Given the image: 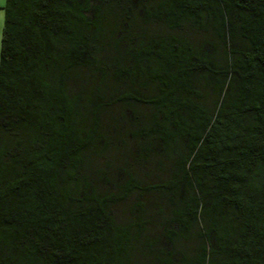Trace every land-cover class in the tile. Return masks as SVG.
Segmentation results:
<instances>
[{"label": "trees", "instance_id": "obj_1", "mask_svg": "<svg viewBox=\"0 0 264 264\" xmlns=\"http://www.w3.org/2000/svg\"><path fill=\"white\" fill-rule=\"evenodd\" d=\"M0 264H264V0H6Z\"/></svg>", "mask_w": 264, "mask_h": 264}, {"label": "rangeland", "instance_id": "obj_2", "mask_svg": "<svg viewBox=\"0 0 264 264\" xmlns=\"http://www.w3.org/2000/svg\"><path fill=\"white\" fill-rule=\"evenodd\" d=\"M6 0H0V43H1V35H2V27H3V21H4V5H5ZM118 154H115L114 152H110L109 156L114 159V156H117ZM150 165H147V169H145L144 167H142V171L145 172L147 171L149 173V171L151 170L152 167H149ZM132 198H129V201H131ZM123 207V206H121ZM121 207L119 208V210H121ZM124 209V207H123Z\"/></svg>", "mask_w": 264, "mask_h": 264}]
</instances>
